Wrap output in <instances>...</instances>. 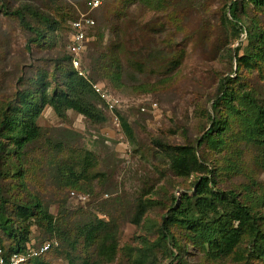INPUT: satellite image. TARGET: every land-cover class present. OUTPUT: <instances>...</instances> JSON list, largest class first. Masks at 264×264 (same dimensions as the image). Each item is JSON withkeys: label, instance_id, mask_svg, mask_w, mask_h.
Returning <instances> with one entry per match:
<instances>
[{"label": "rangeland", "instance_id": "374dc122", "mask_svg": "<svg viewBox=\"0 0 264 264\" xmlns=\"http://www.w3.org/2000/svg\"><path fill=\"white\" fill-rule=\"evenodd\" d=\"M127 1L109 0L96 16L98 30L112 15L106 13H126L124 29L130 34L132 55L121 59V78L114 87L107 77L92 74L118 96L120 108L111 114L104 102L88 97L105 114L106 121L96 124L74 111L60 119L46 107L37 121L40 138L21 155L3 139L9 150L7 159L0 161L7 220L19 225L17 207L31 204L35 197L42 201L55 231L51 235L48 222L38 214L31 225V245L57 242L58 247L42 257L50 264H170L172 252L180 253L187 264H264L247 236L236 253L217 257L186 226L172 225L173 239L168 242L161 233L174 199L192 198L196 184L207 176L219 197L229 200L232 192L248 207L264 233V138L252 132L257 111L245 99L248 95L264 107V10L240 6L242 30L227 12L236 0H139L126 9ZM83 4L0 0V123L9 106L21 107L19 95H36L41 77H48L50 93L62 84L68 68L62 60L70 12L74 8L83 13ZM38 8L60 22L57 33L52 35L35 17ZM18 10L45 33L42 40L23 27ZM102 29L107 48L113 35L107 27ZM91 54L90 48L85 66ZM244 56L251 58L240 62ZM214 123L221 131L206 138ZM178 146L193 148L204 166L201 173L176 175L170 156ZM86 167V177L79 179ZM20 171L26 187L19 182ZM69 180L75 182L66 186ZM94 230L90 241L87 236ZM104 242L107 247L117 242V250L106 255Z\"/></svg>", "mask_w": 264, "mask_h": 264}, {"label": "trees", "instance_id": "16d2710c", "mask_svg": "<svg viewBox=\"0 0 264 264\" xmlns=\"http://www.w3.org/2000/svg\"><path fill=\"white\" fill-rule=\"evenodd\" d=\"M141 1L146 4L152 0ZM83 2L82 11L85 13L87 12V0H83ZM108 2L109 0L99 10L91 14V17L95 20V25L88 31L89 47L87 54L91 48L92 57L90 58L91 62L88 66H85L87 54L84 59V67L89 72L86 79L77 75L76 71L73 69L70 55L67 51L71 25L73 22L80 19V14L82 13H77L74 8L71 9L72 12H70V14L72 16L69 18L71 20L66 32V51H64V57L62 60V62H65L68 65V68H65L66 70L63 73L62 78H64V80L62 84H57L53 93H50L49 79L48 77L43 76L38 81L39 90H37L36 95H19L18 102H20L21 107L9 106L8 113L3 115V120L0 123V161L2 160L1 157H8L9 153V150L4 147L3 139L4 141L10 142L17 150V153L21 155L29 145L40 138L42 133L41 128L37 125V121L46 107H51L60 119H64L67 116L68 111H74L96 124H101L106 121L105 114L88 101V97L95 96L97 100L103 103L101 98L93 90L92 85L99 82L93 80L92 74L95 73L96 76L107 77L114 87H116V80L121 78L122 75V68H120L121 59H124L128 55H132L131 52L128 51L131 44V40L128 38L130 34L124 29L126 28L124 24L126 21V13L122 14L121 12H117L116 15L113 14V12L106 13L112 15L103 19L102 27L105 26L110 29L113 39H111V43L107 48H103L105 30H103L102 27L95 30L97 26L96 16L103 10ZM137 3L140 4L139 0H128L125 4V8L127 9L131 4L135 5ZM240 3L242 5H239ZM240 6L244 9L247 6H253L254 8L264 10V0L231 1L227 8L229 17L232 20L231 22L237 27L240 25L239 29L243 30L244 26L240 24L241 21L239 18ZM39 11L38 13L35 12V17L41 19L44 22L45 27H49L50 32L53 33L52 35L57 33L61 28L60 22L50 15L43 14L40 9ZM15 14L21 19V23L25 29L37 35L39 40L44 38L45 33L40 34V30L33 28L27 23L23 14L19 10ZM227 21L230 22L229 18ZM94 31H96V34ZM93 37L97 39L96 42H93ZM250 58V56L248 58L247 56H244L240 58V62L248 61ZM62 62H57L58 66H60ZM220 87L221 91H223L224 85L222 84ZM108 92L118 97L112 90H108ZM245 99L251 101L255 111H257L253 120L252 132L261 136V138H264V107L258 106V104L253 102V99L248 97V95L245 96ZM103 107L108 111L105 104H103ZM213 108L216 110L217 104L214 105ZM122 128L126 136L129 139H132V130L126 122L124 123V121L122 122ZM220 131L221 126L218 123H214L213 127L207 132L205 137L207 138L213 132ZM171 151V168L177 176L189 178L193 174L201 173L203 171V163H201L196 156L192 147L178 146ZM6 157L5 159H7ZM7 163L11 164L10 161ZM11 165L13 169V164ZM86 173L87 167L83 172L84 175L81 177L79 176L78 178L83 179L86 177ZM22 174L23 171H20L18 176L19 182L22 183V187H26L27 183L22 179ZM2 175L3 173L0 170V176ZM69 181L70 183H67L66 186L73 185L75 182V180ZM59 183L63 186L62 180ZM211 184H213V181L209 179L208 176L202 177L195 186V195L192 198L185 195L181 201L174 199L170 210L163 218L161 226V233L164 241L168 242L173 239L170 230L172 225L186 226L205 244H207L209 250L215 252L217 257H228L236 253L235 249L240 245L243 237L247 236L249 238V244L252 245L255 252L264 258V233L259 228L257 218L253 216L248 207L242 205L237 197L233 196L232 192L228 194V196H232L229 197V200L224 196L219 197L214 192L213 188L210 187ZM35 198L31 204L17 207L19 210L16 212V217L17 220H20V224H10L6 217V207L8 203L5 198L2 197V188L0 187V247L4 252L5 258H10L17 254H27L31 250L38 249L44 245L42 244L38 246V248L31 245V225L33 220L36 222L35 217L38 214H41L43 219L48 222L50 234L52 235L54 233L55 226L53 224L52 216L45 209L42 201ZM143 211L144 210L141 209L139 217L144 214ZM96 232V230L92 231L91 235L87 236V239H90V241L94 239ZM111 239L113 238L108 235L106 236L107 241ZM117 246V242H113L112 246L107 247V244L105 245L104 242L102 249L106 252V255H109L110 250H117ZM52 250L54 249H51L39 257L30 259L25 264H50L42 261V257L48 255ZM170 255V264H187L186 258L180 253L176 254L175 252H172Z\"/></svg>", "mask_w": 264, "mask_h": 264}, {"label": "built area", "instance_id": "2783aa9c", "mask_svg": "<svg viewBox=\"0 0 264 264\" xmlns=\"http://www.w3.org/2000/svg\"><path fill=\"white\" fill-rule=\"evenodd\" d=\"M108 0H87V12L81 13L78 21L73 22L69 32L68 54L70 55L71 64L79 77L87 78L88 70L84 67V59L89 47L88 31L95 25V20L91 14L99 10ZM93 90L104 102L106 109L114 114V111L120 108V100L108 92L101 84H93ZM115 122L119 123L118 117H115ZM53 247V244L46 243L38 249L31 250L27 254H17L10 258H5L4 252L0 247V264H25L30 259L39 257Z\"/></svg>", "mask_w": 264, "mask_h": 264}, {"label": "clouds", "instance_id": "9594fccd", "mask_svg": "<svg viewBox=\"0 0 264 264\" xmlns=\"http://www.w3.org/2000/svg\"><path fill=\"white\" fill-rule=\"evenodd\" d=\"M86 58V57H85ZM74 69V68H73ZM77 73V72H76ZM78 75V74H77ZM119 109V108H118ZM116 111V110H115ZM46 243H51V244H53V247H52V249H56L57 247H58V243L57 242H46ZM45 243V244H46Z\"/></svg>", "mask_w": 264, "mask_h": 264}]
</instances>
